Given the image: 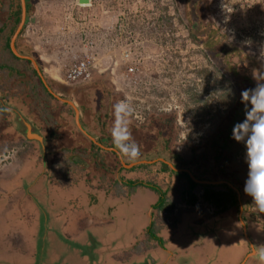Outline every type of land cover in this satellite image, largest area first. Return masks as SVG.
<instances>
[{
	"label": "rangeland",
	"instance_id": "rangeland-1",
	"mask_svg": "<svg viewBox=\"0 0 264 264\" xmlns=\"http://www.w3.org/2000/svg\"><path fill=\"white\" fill-rule=\"evenodd\" d=\"M19 5L21 11L17 14ZM11 28L14 29L10 32L12 39L16 37V51L21 59L27 60L23 72L35 69V81L42 78L53 97L46 102V107L43 99L35 100L30 92L28 76L32 75L12 73L7 78L0 69V109H9L0 111V160H3L0 173L9 168L8 174L16 180L20 175L14 174L12 167L20 164L22 156L35 154L32 165L28 160L29 164L21 169L25 173L22 182L30 183L34 193L43 198L46 193L34 186L46 187L51 177L56 179L53 171L62 178L70 161L65 158L73 156L78 160L75 165L84 166L83 170L104 168L105 175L113 174L112 182L121 173L125 188L143 190V186L152 182L167 191L169 199L177 204L184 189L179 187V176L169 171L161 160L174 162V155L178 154L186 165L176 168L188 169L198 183L207 178L223 190L225 185L241 187L242 201L247 204L243 219L250 228L256 226V232L248 229L253 242L251 250L259 253L264 246V213L255 210L252 198L244 191L248 174L246 147L239 148V153L230 159L227 151L213 150L212 145L220 133L244 120L245 114L236 118L242 105V90L255 88L257 79L264 80V0H91L89 5L79 4L78 0H0L1 38ZM1 38L0 45L4 43ZM124 52L132 58L128 62L122 57ZM81 60L88 62L91 76L67 81V68ZM131 65L137 70L127 76L126 68ZM59 93L62 100L58 99ZM125 99L134 109L129 117V129L141 152L135 162L122 161L112 150L113 106ZM69 104L75 105L78 111ZM27 124L33 130L30 133L35 132L39 139L29 135ZM86 129L90 137L84 132ZM99 132L108 136L110 142H100L99 138L96 141L103 147L97 149L95 145L91 149L90 141L86 143L85 138L91 140ZM71 137H85L82 140L88 145L89 153L67 154L64 159L56 160L59 149L63 147L68 152L75 145ZM153 147L156 154L151 155L150 164L144 167L141 158ZM169 158L172 160H166ZM211 162L213 165L209 166ZM133 163H136L134 167ZM123 173L126 174L122 176ZM116 182L120 186V181ZM76 187L66 188L64 195L61 191L60 200L64 197L75 200ZM137 192L141 195L134 203H123L117 209L116 214L126 217L125 223L120 220L122 223L117 225L115 219L86 231L76 229L82 235L78 241L93 252V262L88 260V264H101L94 260H102L108 254L122 257L127 247L136 244V229L139 223L143 226L153 219L151 209L155 206L151 193ZM14 193L24 203L19 208L20 214L35 211L26 194L20 190ZM0 196V237L16 231L20 236L38 238L30 245L36 253L35 264H50L47 254L53 255L57 246L63 251L69 247L63 239L48 235L53 225L62 231L61 216H52L57 208L48 207L44 199L39 201L36 206L41 217L34 223L33 218H21L18 211L15 214L16 200H9L6 193ZM184 200L185 197L178 204L185 206ZM219 201L226 202L222 197ZM119 202L120 199H111L93 211L99 216H108L109 209L115 210L117 207L113 205ZM190 205L196 209L180 207L190 209L192 214L195 212L194 221L205 219L194 222L190 233L193 234L195 227L198 233L210 231L206 225L215 227L217 232L212 234V241L200 247H189L194 240L184 237L182 241L191 253L185 257H197L203 264H260L258 253L254 257L245 255L250 242L241 235L244 234L241 219L237 221L242 213L240 204L239 208L228 210L225 203L226 212L219 215L202 199ZM10 206L14 207L9 209ZM156 212L159 215V210ZM156 212L154 218L158 217ZM4 213L12 219L3 220ZM172 217L168 221L157 218V222L170 225ZM180 217L177 215L176 219L179 221ZM251 221L255 222L252 226ZM154 235L149 243L153 242ZM116 243L121 247H116ZM166 255L159 259V264ZM182 259L177 258L173 264H186ZM106 264H113V260Z\"/></svg>",
	"mask_w": 264,
	"mask_h": 264
},
{
	"label": "crops",
	"instance_id": "crops-1",
	"mask_svg": "<svg viewBox=\"0 0 264 264\" xmlns=\"http://www.w3.org/2000/svg\"><path fill=\"white\" fill-rule=\"evenodd\" d=\"M60 95L61 94L59 93L58 99L62 100V98L59 97ZM63 101L65 103L67 102L65 100ZM69 105L70 106L72 105L71 107L73 109L75 110L77 109L75 105L73 104H69ZM77 116H78V113H77ZM84 132L87 133V129L84 130ZM100 132L94 133L97 137L95 138L91 137V140H88L87 138L84 137L86 143L90 141L91 149H92V146H95V145L97 146V149L102 148L103 145L100 142H103V141H104L103 143L110 142L109 137L101 134ZM33 134L35 137L36 136L35 132H33ZM37 138L39 139L38 135L35 137V139L37 140ZM71 138H72V142L75 145H73L70 148V151L68 152L67 150L64 151L63 147L61 150L59 149L58 153H56V156H57L56 160H58L61 157H63L62 159H64L67 154H74V155L80 154L81 155V154L89 153L88 152L89 148L87 147L88 145L85 146V144H83L84 142L82 140L84 139L83 137L82 138L79 137V139H75L74 137H71ZM99 138L102 139V141L100 142L96 141ZM41 143H42L41 145L43 146V148H45V142H43L42 140ZM80 147H85V148L84 150H82V149H79ZM75 148H77L76 149L77 151H75ZM148 151H151V148H148ZM148 156L149 155H145L144 157L141 158V160H143L141 161V163L144 167H147V165H149L151 162V159ZM73 158H74L73 156L65 158L67 160L70 159V161H69V164L67 163V166H66L67 169H65L64 175L61 176L62 178H59L57 173L53 171L56 179H53V177H51V179L47 181L46 187L45 185H41L40 187H37L38 185L34 186L35 189L38 188L37 189L38 191H44L46 193L43 198L42 197L40 198L37 194L34 193L33 189L29 185L30 183L26 184L25 182H22L24 179L25 173H21V169L23 168L24 164H27V165L29 164L28 160H30V164L32 165L31 162L36 159L35 154H26L25 156H22L20 164L16 165V167L14 166L12 167V169L14 170V174L16 173L20 175V177L17 176L16 180L12 179L13 175L11 173L8 174L7 171L9 168L5 169L2 173H0V195L6 193L7 197H9V200L11 201L16 200V205L19 207L17 208V206L15 205L16 207L10 206L9 209L14 207L15 214L18 211V215H20L21 218H25V217L33 218L34 223H36L39 217H41V216H38L39 214L37 212L38 207L36 205H38L39 201L43 199L44 201H46V203L49 204L48 207L58 209L56 212L52 214V216L53 217L58 216V215L61 216L62 224H63L62 231L60 229L55 228L53 225L52 227L49 228L51 232L48 235H51L52 236L51 238H53V234L56 235L60 241L63 239L64 243H67L69 247H67L68 250L64 249L63 251V250H59L60 246H57L54 249L53 255L47 254L48 255L47 258L50 264H56L58 262L60 264H88L87 261L93 259V256H94L93 252L91 251V248H89L90 252L86 250L84 248L85 244L83 245L82 241H78L79 239L82 238V235L76 229L86 231L87 228L90 229L94 226L105 225L108 222H114L115 219H116L115 223L117 222V225H120V223H122L120 220L124 221L125 223L126 217L123 215L116 214L117 209L123 203H128V204L134 203L137 197L141 195V194H138L137 192L138 190L139 192L146 191L148 193H151L154 199L153 203H155V206L153 207V209H151L152 210L151 215L153 219L151 221L149 219V221H146L144 224L145 228H148V230L146 231V229L144 228V225L142 226V224L139 223V226L135 232V235H136L135 238L137 239V242L136 244H133V242H131L133 246L127 247L122 257L118 256V254L117 255L108 254V255H105V257H103L102 260L101 258H99V260L95 258L96 260L94 261H97V262L100 261L101 264H106L109 260H113V264L115 263L116 264H144V262L145 264L146 262L147 264H159V259L165 256L167 253L166 259L164 260L162 264H170V262H172V264L173 262L176 263L175 260L181 257L184 258L182 259L181 262H184L186 264L189 261L192 262L191 264H203L199 262L200 260H197V257L195 259L194 258L192 259V257H189V258L185 257L191 253L189 250H187L188 245H185V241H182V240H184L183 239L184 237H188L189 240H192L193 238L194 242L190 243L189 247L191 245L200 247L201 244L202 246H204L208 241L213 240L212 234L217 232V229L215 227L211 228L212 226L210 225H206V227L210 228L211 230L208 232L198 233L197 227H195L193 234H191L190 231L193 228L194 222L205 221V219L203 218H201V220L194 221L197 218L196 217L197 215H195L196 214L195 212L194 214H192V212L190 211V209L191 210L196 209L194 208V206L187 205V207H191V208L182 209L180 206H182L183 208H186V205L184 206V205H180V203L179 204L177 203L179 206H175L173 204L166 203L167 209H170V210L168 211L164 208L162 209L161 207H159L158 204L160 201L161 193H163V196L165 198V193H164L165 191H162L160 188L154 186L152 182H150L149 185L146 184L145 186H143L142 187L143 190H140V187L137 189H131V187L127 186L125 188L123 186L124 180L121 177V173H118L117 178L112 182L111 177L113 176V174L111 175V177L108 176L109 174L105 175L106 172L104 168L102 169V168L96 167L97 170L96 168L94 169L90 168V169L83 170L85 169V167L80 166V165L76 166L75 161L77 159L74 160ZM80 158H84V160H87L88 162L92 161V159H89L88 157L80 156ZM166 160H172V159L169 158ZM173 161H175L174 158H173ZM161 162L162 164L166 165L169 171L173 172V170H175V172H178V171L179 172H182V171L189 172L192 179L195 182H198L194 179L193 174L188 169L187 170L177 169L175 162L168 163L164 159L161 160ZM135 164L136 163H133L131 165L133 166ZM5 173L6 175L4 176ZM125 174L126 173H123L122 176H124ZM127 175L130 176V174H127ZM42 177L43 176L41 175V178ZM117 180L120 181V186L119 185L116 186V184H118L116 182ZM200 183L201 184H213V181H209L207 178H205L201 180ZM74 187H76V190L78 189L76 191L75 200L74 198L64 197V200L61 201L60 200L61 191H62V195H64V190L66 188L68 190ZM230 187L232 188L233 186H230ZM233 188L236 194L238 191V195H239L238 202L240 204V210L242 212L241 215L239 216V220H237L239 222L241 219L242 228L244 227L243 228L244 234L242 233L241 235L245 236L250 242L249 247L246 249L245 255H248V257H254L257 255L258 251L255 249L251 250V245H253V242H252V238L249 236L248 229H250L251 232H256L255 230L256 226L254 228L252 227L250 228L247 222H245V220L243 219L245 215V211H246V208H245L246 203L245 201H242L244 195L241 191V187L240 188L233 187ZM16 190H20L21 194L27 195V197L30 199L29 200L30 204L35 208V211L28 210V212H25V213L22 212L20 214L19 208L23 206L24 203L20 196L19 197L14 196L15 194L14 192ZM50 191L52 192V194ZM79 191L80 193H82L81 195ZM84 196L86 197L83 198ZM170 198H172V196H170ZM111 199H120L121 202L117 203L116 205H113L117 207L115 210L112 211V207L109 209L108 216H104V215L99 216L98 213L93 211L94 209L100 206L106 205L107 201ZM180 201H182V196L178 202ZM172 206L173 208L171 209ZM157 210H159V215H157V212H156ZM155 212H156V216H158L156 218L153 217ZM167 213L168 214L170 213V214L167 215ZM162 214H165V216L162 217ZM177 215L181 216L179 221H178V218L176 219ZM170 217H172L170 220L172 221V224L170 225H166L165 224L166 222L164 223L157 222V218H160V219L166 218V220L168 221ZM2 219L5 221H10V219H12V216L5 215L4 213V216L2 217ZM136 221H140V220L136 219ZM207 221H208V224H212L211 219L209 220L207 219ZM253 223L255 222L251 221L250 226H252ZM217 226H220V225L218 224ZM156 229L160 231V234L156 231ZM154 233H156L157 237L155 238L154 236L153 242L149 243ZM12 234H5L4 236L0 237V264H35L36 253H34L30 245L33 244L38 238L35 239L28 235L20 236L16 231H14ZM163 234H165V236H163ZM48 235L46 236V238H48ZM149 236L150 237L152 236V237L149 238ZM164 238L166 239V241ZM110 239L112 241L114 240L112 236H110ZM241 242L242 241H240V243ZM115 245L116 247H121L119 243H116ZM50 250H53V249L50 248ZM92 262L91 264H93ZM42 264H47V263L43 262Z\"/></svg>",
	"mask_w": 264,
	"mask_h": 264
},
{
	"label": "clouds",
	"instance_id": "clouds-1",
	"mask_svg": "<svg viewBox=\"0 0 264 264\" xmlns=\"http://www.w3.org/2000/svg\"><path fill=\"white\" fill-rule=\"evenodd\" d=\"M260 81L264 80L257 79L255 88L242 90L241 103L244 105L245 118L237 122L232 130V138L246 147L248 174L244 191L252 198L253 207L259 214L264 213V82ZM0 111L9 109L5 107ZM113 111L112 150L117 152L122 161L135 162L141 152L129 129V117L133 115L134 109L125 99L116 103ZM258 255L260 264H264V246L260 247Z\"/></svg>",
	"mask_w": 264,
	"mask_h": 264
},
{
	"label": "trees",
	"instance_id": "trees-1",
	"mask_svg": "<svg viewBox=\"0 0 264 264\" xmlns=\"http://www.w3.org/2000/svg\"><path fill=\"white\" fill-rule=\"evenodd\" d=\"M20 8H21V5H19L17 14L21 11ZM13 31L14 29L11 28L10 30H6L4 37L1 38V35H0L1 40L4 39V43L0 45V69L5 72V76L7 78L11 77L12 73L13 75H16V76H23L26 73L27 75H32V76H28L30 92L32 93V95H34L35 100L41 102V100L43 99L42 102L47 107L46 102L50 101V98H52L53 95L48 89L47 85L43 82V80L39 78V82L35 81L34 76L37 77V71L35 69L32 70V72L31 71L23 72L24 62H27V60L25 61L21 59L20 57H18L12 50V47H11L12 36L10 35V32L12 33ZM197 35L198 34H196V37H198ZM243 115H244V105L242 104L238 109L236 118H240ZM233 126L234 124L231 127H229V129H227L226 132L220 133L218 137H215L213 145H212L213 150H216L218 148V151L220 150L227 151L228 158L230 159L235 157L239 153V148L244 147V144L238 143L232 138ZM155 150H156L155 147L151 148V151L148 154L150 155L149 157H151V155L155 156L154 155L156 154ZM174 157H175L174 162L176 164V167L177 166L180 167L181 165L185 167L186 162L182 163L184 162V158L180 157L178 154L174 155ZM218 159H220V156H217V160ZM210 165H213V163L211 162L209 166ZM173 172L177 176H179V181L181 182L179 187L184 189L181 192L182 199L183 197H185L184 201L188 203L189 205L196 204L198 201H200V199H202L203 201L210 204L214 208L216 215L223 214L224 212H226L224 211L226 209L232 210L234 208H239V202L237 199L236 192L232 188L228 187L227 185L223 186L224 188H226L225 190H223V188H218V186L214 184H201V183L195 182L192 179L190 173L187 171L175 172V170H173ZM164 193H165V198L163 196V193H161L160 201L158 205L162 209L164 208L169 211L170 209H167L166 203H170V204L174 203L175 206H177V204L174 201H171L169 199V195L167 191H165ZM184 193H186L185 196H184ZM224 196H227V197H224ZM220 197H222V199H224V201L226 202L224 203H220V201L218 202V199ZM225 198H228V200H226ZM225 203H227L226 209H225ZM220 206H224V207L220 208ZM172 208L173 206L171 207V209Z\"/></svg>",
	"mask_w": 264,
	"mask_h": 264
},
{
	"label": "built area",
	"instance_id": "built-area-1",
	"mask_svg": "<svg viewBox=\"0 0 264 264\" xmlns=\"http://www.w3.org/2000/svg\"><path fill=\"white\" fill-rule=\"evenodd\" d=\"M122 57H124L123 59H125V61L126 60L129 61L132 59L129 57V53H127V52H124ZM128 61H126V62H128ZM136 70H137V67L134 65H131V66L126 68L125 74H127V76H128L131 73H135ZM90 76H91V71L89 69L88 62L85 60H81L77 63L70 65L67 68L66 75H65L67 81H76V80L80 81L82 79L83 80L87 79ZM1 163H3V160H0V165H1ZM4 166H6V165H4Z\"/></svg>",
	"mask_w": 264,
	"mask_h": 264
},
{
	"label": "water",
	"instance_id": "water-1",
	"mask_svg": "<svg viewBox=\"0 0 264 264\" xmlns=\"http://www.w3.org/2000/svg\"><path fill=\"white\" fill-rule=\"evenodd\" d=\"M80 1L79 3H90L91 0H78ZM24 4V3H23ZM22 26V25H21ZM21 27L19 28L18 32L16 33V36L18 35L19 31H20ZM15 40H16V37L12 39V42H11V47H12V50L14 51V53L19 57L20 55L17 53L16 51V43H15ZM27 131L29 132V135L31 136L33 133H30L32 132V128L27 124ZM36 137V136H35Z\"/></svg>",
	"mask_w": 264,
	"mask_h": 264
},
{
	"label": "bare ground",
	"instance_id": "bare-ground-1",
	"mask_svg": "<svg viewBox=\"0 0 264 264\" xmlns=\"http://www.w3.org/2000/svg\"><path fill=\"white\" fill-rule=\"evenodd\" d=\"M79 2H80V1H79ZM80 4H82V5H88L89 3H88V4H86V3H80ZM32 136H33V134H32ZM36 136H37V135H36Z\"/></svg>",
	"mask_w": 264,
	"mask_h": 264
},
{
	"label": "flooded vegetation",
	"instance_id": "flooded-vegetation-1",
	"mask_svg": "<svg viewBox=\"0 0 264 264\" xmlns=\"http://www.w3.org/2000/svg\"><path fill=\"white\" fill-rule=\"evenodd\" d=\"M23 12V11H22Z\"/></svg>",
	"mask_w": 264,
	"mask_h": 264
}]
</instances>
